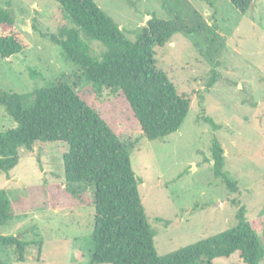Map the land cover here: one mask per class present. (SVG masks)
I'll list each match as a JSON object with an SVG mask.
<instances>
[{
  "label": "rangeland",
  "instance_id": "1",
  "mask_svg": "<svg viewBox=\"0 0 264 264\" xmlns=\"http://www.w3.org/2000/svg\"><path fill=\"white\" fill-rule=\"evenodd\" d=\"M93 1L130 40L134 39L131 30L152 14L171 17L162 0ZM183 2L216 25L217 35L178 32L155 47L157 67L189 97L190 106L177 131L150 140L123 93L108 88L98 91L51 40L50 34H61L64 27L72 26L55 0H0L14 23L28 26L23 29L14 24L0 30V35L14 34L24 44L21 52L0 58V91L23 95L57 80H69L117 134L133 142L131 166L141 179L138 191L147 221L156 232L153 242L158 254L233 226L240 206L246 218L254 219L264 204V0H254L245 13L229 0H168V5L181 7L185 15ZM81 38L95 55L105 49L84 33ZM211 70L216 80L207 89ZM22 101L27 106L32 97ZM15 125L0 104V131ZM214 139L222 146L224 169L236 180L235 191L213 174ZM66 150L63 141L37 143L32 150L19 147L15 166L8 173L0 172V188L10 189L14 213L0 232L35 242L26 246L22 261L16 259L13 246H0V262L89 263L92 189L78 198L64 189L62 156ZM263 229H257L262 240ZM212 264L244 263L235 252ZM259 264H264V256Z\"/></svg>",
  "mask_w": 264,
  "mask_h": 264
},
{
  "label": "trees",
  "instance_id": "2",
  "mask_svg": "<svg viewBox=\"0 0 264 264\" xmlns=\"http://www.w3.org/2000/svg\"><path fill=\"white\" fill-rule=\"evenodd\" d=\"M55 1L72 26L64 27L61 34H50V38L76 66L80 76L98 91L108 88L122 92L147 139L163 138L177 131L187 115L190 99L157 67L155 47L178 32L195 36L206 32L214 37L216 25L206 22L199 11L185 2L188 13L183 15L181 7L172 8L168 0H162L163 9L171 17L152 14L143 25L131 30L134 39L130 40L93 0ZM229 1L245 13L254 0ZM13 25L11 12L0 7V30ZM81 33L104 45L100 55L91 52ZM23 48L14 34L0 35V58L10 57ZM216 75L211 70L207 89ZM27 96L32 97V102L24 106L22 99ZM0 104L16 123L15 127L0 131V172L8 173L15 166L19 147L32 150L37 143L63 141L67 143L62 156L64 189L76 198L92 189L93 247L89 263L83 264H212L216 258H228L235 252L244 264H259L263 258L264 240L257 229L264 227V204L254 219L246 218V210L240 206L233 226L158 254L153 242L156 232L147 221L138 191L141 179L131 166L133 142L117 134L78 95L75 83L57 80L23 95L0 91ZM205 119L213 123L210 117ZM211 155L214 176L235 191L236 180L223 167V150L216 139ZM9 191L0 188V227L14 217ZM34 243L0 232V246H13L18 261L23 260L26 246Z\"/></svg>",
  "mask_w": 264,
  "mask_h": 264
},
{
  "label": "water",
  "instance_id": "3",
  "mask_svg": "<svg viewBox=\"0 0 264 264\" xmlns=\"http://www.w3.org/2000/svg\"><path fill=\"white\" fill-rule=\"evenodd\" d=\"M252 3L253 2H251V6H252ZM14 24H16V25H18L20 28H23V29H27L28 28V26L27 25H23V24H21V23H14Z\"/></svg>",
  "mask_w": 264,
  "mask_h": 264
}]
</instances>
